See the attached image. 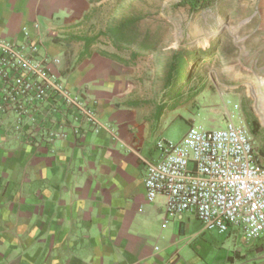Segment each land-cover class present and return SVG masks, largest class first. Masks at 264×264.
I'll use <instances>...</instances> for the list:
<instances>
[{
	"label": "crops",
	"instance_id": "0c3cea01",
	"mask_svg": "<svg viewBox=\"0 0 264 264\" xmlns=\"http://www.w3.org/2000/svg\"><path fill=\"white\" fill-rule=\"evenodd\" d=\"M90 9L88 0H0V41L58 58L53 73L99 122L60 113L66 137L53 144L0 130V264H264V236L248 241L233 229L228 236L242 247L232 253L188 252L190 219L198 236L214 231L191 213L168 217L163 197L148 201L147 170L161 160L158 142L168 141L163 121L139 105L134 62L92 47L81 58L85 44L73 38ZM252 77V88L264 85V76Z\"/></svg>",
	"mask_w": 264,
	"mask_h": 264
},
{
	"label": "rangeland",
	"instance_id": "374dc122",
	"mask_svg": "<svg viewBox=\"0 0 264 264\" xmlns=\"http://www.w3.org/2000/svg\"><path fill=\"white\" fill-rule=\"evenodd\" d=\"M180 1L88 0L91 9L78 36L94 38L95 52L106 51L129 60L132 51H116L105 34L124 20H134L138 40L148 39L156 45L154 51L133 61L140 74L139 105L150 116L162 109L158 118L163 121L167 140L178 143L192 125L223 128L227 116L232 115L236 124L248 129L263 159L264 85L256 81L252 88L250 82L256 80L252 75L264 76V0H218L213 8L197 13L178 7ZM213 44L219 51L211 60L191 61L190 83L175 91L167 86L166 64L174 53L191 56ZM77 50L74 46L70 53ZM70 58L68 55V61ZM200 230L197 220L188 221V252L205 247L206 254H230L235 246L242 247L234 235L213 230L198 236Z\"/></svg>",
	"mask_w": 264,
	"mask_h": 264
},
{
	"label": "built area",
	"instance_id": "2783aa9c",
	"mask_svg": "<svg viewBox=\"0 0 264 264\" xmlns=\"http://www.w3.org/2000/svg\"><path fill=\"white\" fill-rule=\"evenodd\" d=\"M51 64L60 60L0 41V130L37 145L38 139L53 144L66 137L60 113L78 111L98 126L93 110L64 86ZM157 146L161 160L149 165L145 179L149 202L163 197L168 217L194 214L206 230L233 229L248 241L264 236V160L244 125L232 119L219 129L192 125L178 143L162 140Z\"/></svg>",
	"mask_w": 264,
	"mask_h": 264
},
{
	"label": "trees",
	"instance_id": "16d2710c",
	"mask_svg": "<svg viewBox=\"0 0 264 264\" xmlns=\"http://www.w3.org/2000/svg\"><path fill=\"white\" fill-rule=\"evenodd\" d=\"M217 2L218 0H181L178 3V7H188L193 13H197L201 10L213 8ZM133 24L134 20H124L105 34L116 51H132L129 60L106 51L101 52V54L122 64L129 65L133 61H136L138 56L146 53V51H154L156 45L150 44L148 39L144 41L138 40L133 30ZM73 41L83 42L85 44V50L81 55V58H83L91 52L90 50L95 39L76 36L73 38ZM216 47H218V49ZM218 51L219 46L213 44L209 49L195 51L191 56L185 52L174 53L166 64L167 86L175 91L178 90L179 86L190 83L191 78L189 76V68L191 61L198 64L201 60H211L214 53ZM161 110L162 109H160L158 115H161ZM252 132L255 135L256 132L254 127L252 128Z\"/></svg>",
	"mask_w": 264,
	"mask_h": 264
},
{
	"label": "bare ground",
	"instance_id": "6f19581e",
	"mask_svg": "<svg viewBox=\"0 0 264 264\" xmlns=\"http://www.w3.org/2000/svg\"><path fill=\"white\" fill-rule=\"evenodd\" d=\"M258 80H259V78H258ZM261 81H262V80H259L260 83H261Z\"/></svg>",
	"mask_w": 264,
	"mask_h": 264
}]
</instances>
